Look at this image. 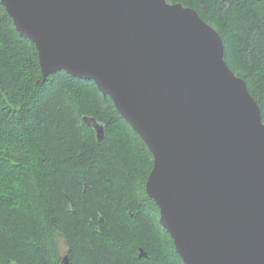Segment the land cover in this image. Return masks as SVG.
<instances>
[{
  "label": "water",
  "instance_id": "water-1",
  "mask_svg": "<svg viewBox=\"0 0 264 264\" xmlns=\"http://www.w3.org/2000/svg\"><path fill=\"white\" fill-rule=\"evenodd\" d=\"M0 4L43 82L59 71L92 81L143 141L145 192L182 264H264V123L215 29L166 0Z\"/></svg>",
  "mask_w": 264,
  "mask_h": 264
},
{
  "label": "trees",
  "instance_id": "trees-1",
  "mask_svg": "<svg viewBox=\"0 0 264 264\" xmlns=\"http://www.w3.org/2000/svg\"><path fill=\"white\" fill-rule=\"evenodd\" d=\"M166 2L217 31L264 123V0ZM152 164L92 81L62 71L42 81L35 46L0 4V264H60L58 236L70 264H182L145 192Z\"/></svg>",
  "mask_w": 264,
  "mask_h": 264
},
{
  "label": "rangeland",
  "instance_id": "rangeland-1",
  "mask_svg": "<svg viewBox=\"0 0 264 264\" xmlns=\"http://www.w3.org/2000/svg\"><path fill=\"white\" fill-rule=\"evenodd\" d=\"M225 1L229 2V0H225ZM100 136H102V134ZM56 243H57V251L61 260L67 254L69 246L66 240L60 236L56 238Z\"/></svg>",
  "mask_w": 264,
  "mask_h": 264
},
{
  "label": "bare ground",
  "instance_id": "bare-ground-1",
  "mask_svg": "<svg viewBox=\"0 0 264 264\" xmlns=\"http://www.w3.org/2000/svg\"><path fill=\"white\" fill-rule=\"evenodd\" d=\"M65 256H66V255H65ZM65 256H64V257H65ZM64 257H63V258H64ZM63 258H62V259H63ZM62 259H61V260H62ZM68 259H69V257H68ZM61 260H60V264H61ZM69 264H70V263H69Z\"/></svg>",
  "mask_w": 264,
  "mask_h": 264
},
{
  "label": "flooded vegetation",
  "instance_id": "flooded-vegetation-1",
  "mask_svg": "<svg viewBox=\"0 0 264 264\" xmlns=\"http://www.w3.org/2000/svg\"><path fill=\"white\" fill-rule=\"evenodd\" d=\"M66 255H69V249H68V252H67V254Z\"/></svg>",
  "mask_w": 264,
  "mask_h": 264
}]
</instances>
